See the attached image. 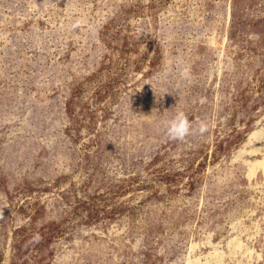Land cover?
Returning a JSON list of instances; mask_svg holds the SVG:
<instances>
[{"label": "rangeland", "instance_id": "rangeland-1", "mask_svg": "<svg viewBox=\"0 0 264 264\" xmlns=\"http://www.w3.org/2000/svg\"><path fill=\"white\" fill-rule=\"evenodd\" d=\"M0 264H264V0H0Z\"/></svg>", "mask_w": 264, "mask_h": 264}, {"label": "clouds", "instance_id": "clouds-1", "mask_svg": "<svg viewBox=\"0 0 264 264\" xmlns=\"http://www.w3.org/2000/svg\"><path fill=\"white\" fill-rule=\"evenodd\" d=\"M186 71L187 70L185 69V72ZM163 127L167 137L175 141L183 142L187 137L193 134L192 123L183 111H177L174 117L164 122ZM197 131L200 134L205 133L207 131L206 123L201 121Z\"/></svg>", "mask_w": 264, "mask_h": 264}]
</instances>
